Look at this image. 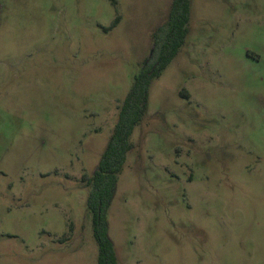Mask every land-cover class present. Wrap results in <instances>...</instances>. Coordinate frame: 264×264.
I'll use <instances>...</instances> for the list:
<instances>
[{
	"label": "rangeland",
	"instance_id": "1",
	"mask_svg": "<svg viewBox=\"0 0 264 264\" xmlns=\"http://www.w3.org/2000/svg\"><path fill=\"white\" fill-rule=\"evenodd\" d=\"M114 1L0 0V264H97L81 179L172 3ZM131 142L118 264H264V0H190Z\"/></svg>",
	"mask_w": 264,
	"mask_h": 264
},
{
	"label": "trees",
	"instance_id": "2",
	"mask_svg": "<svg viewBox=\"0 0 264 264\" xmlns=\"http://www.w3.org/2000/svg\"><path fill=\"white\" fill-rule=\"evenodd\" d=\"M116 7V1L112 0ZM190 0H172L167 21L152 34L148 57L132 77L130 89L118 107L111 136L91 176L83 175L87 189L85 207L90 215L92 236L97 246V264H118L112 243L107 237V212L115 194L118 177L128 154L134 149L131 137L146 117L151 82L159 78L177 56L188 35ZM117 16L108 28L119 23Z\"/></svg>",
	"mask_w": 264,
	"mask_h": 264
}]
</instances>
